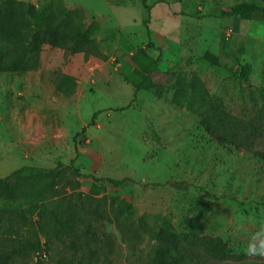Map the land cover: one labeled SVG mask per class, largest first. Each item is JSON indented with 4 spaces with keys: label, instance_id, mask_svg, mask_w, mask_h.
<instances>
[{
    "label": "rangeland",
    "instance_id": "374dc122",
    "mask_svg": "<svg viewBox=\"0 0 264 264\" xmlns=\"http://www.w3.org/2000/svg\"><path fill=\"white\" fill-rule=\"evenodd\" d=\"M23 1L43 7L51 0ZM58 1L83 10L95 48L46 47L36 71L0 72V178L56 173L52 208L94 189L156 225L185 230L197 219L205 234L247 251L264 223V161L215 142L186 97L204 88L240 118L264 106V0ZM240 3L259 9L250 19L220 14ZM138 48L157 66L150 86L135 92L141 78L130 56ZM56 72L76 83L65 100L52 88ZM256 147L264 150V138ZM94 223L99 264H146L149 235L134 243L115 222ZM0 253H8L0 264H89L74 236H58L50 218L24 203L0 211Z\"/></svg>",
    "mask_w": 264,
    "mask_h": 264
},
{
    "label": "trees",
    "instance_id": "16d2710c",
    "mask_svg": "<svg viewBox=\"0 0 264 264\" xmlns=\"http://www.w3.org/2000/svg\"><path fill=\"white\" fill-rule=\"evenodd\" d=\"M257 9L259 7L255 4L240 3L220 14L250 19ZM147 22L148 19L146 26ZM146 31L149 34V30ZM46 47L90 54L95 47L83 10L68 8L58 0H51L43 7L23 0H0V72L24 75L36 71L40 54ZM130 58L135 66L134 72L141 78L135 85V92L148 88L157 60L142 48L136 49ZM51 84L55 96L65 100L74 93L76 83L69 75L56 72ZM186 98L192 102L189 104H197L200 126L215 142L233 146L264 161V150L256 147L257 140L264 138V106L253 116L240 118L229 113L219 97L210 95L204 88H197L193 97ZM95 115L96 112L92 118ZM55 176L56 173H52L15 182L0 178V211L23 203L40 210L41 216L52 220L58 236L70 234L81 243L89 264H99L98 259L92 257L95 251L92 246L100 242L94 221L102 219L115 222L128 241L140 242L143 234L149 235L152 244L145 257L146 264L264 261V257H251L246 251L234 252L220 236L205 234L197 219H193L185 230H177L169 223L156 225L130 211L126 203L116 200L108 203L105 196L95 197L97 191L94 189L86 194L77 193L75 200L68 199L64 205L52 208L47 200L52 195ZM96 180L113 185L122 182L112 178ZM132 217L136 218L135 221L131 220ZM72 242L75 244L76 241ZM32 248L41 252L39 242ZM7 255L0 253V262Z\"/></svg>",
    "mask_w": 264,
    "mask_h": 264
},
{
    "label": "clouds",
    "instance_id": "9594fccd",
    "mask_svg": "<svg viewBox=\"0 0 264 264\" xmlns=\"http://www.w3.org/2000/svg\"><path fill=\"white\" fill-rule=\"evenodd\" d=\"M257 237H264V223H261L259 229L252 234L248 241L246 255L264 257V239H260L258 243H253Z\"/></svg>",
    "mask_w": 264,
    "mask_h": 264
}]
</instances>
